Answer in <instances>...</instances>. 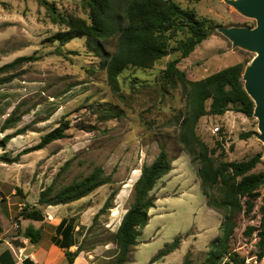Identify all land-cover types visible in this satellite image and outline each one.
I'll return each mask as SVG.
<instances>
[{"label": "rangeland", "instance_id": "rangeland-1", "mask_svg": "<svg viewBox=\"0 0 264 264\" xmlns=\"http://www.w3.org/2000/svg\"><path fill=\"white\" fill-rule=\"evenodd\" d=\"M173 1L185 10H193L198 18L207 22L211 32L209 39L178 65L189 79L202 80L238 63L246 67L252 61L254 53L234 48L218 29L254 28L255 20L240 15L225 0ZM44 2L54 5L63 15L89 18L83 0H0V68L21 57L37 59L14 72L16 79L13 82L0 86V131L13 112L18 110L17 116L21 119L13 129L0 133V141L6 135L27 129L23 135L9 141L5 148L7 157L13 159L24 150L37 146L61 121H69L70 129L66 139L23 156L22 166L8 171L18 177L16 184L22 187L45 189L53 185L55 191L88 176L97 167L110 175L112 186L98 189L76 206V212L85 213L82 219L84 227L89 229L111 189L119 192L114 209L102 216L85 238L77 237L82 247L92 252L112 240V234L133 202V188L143 166L151 165L160 146H164L173 161L172 166L177 165L179 170L173 172L175 175L170 176L171 172L161 179L152 192L155 197L170 196L161 197L166 199L162 204L171 213L161 218L163 232L159 241L169 243L181 237L186 253L193 238L187 240L185 234L198 236L197 249L188 261L189 264L202 263L211 241L221 236L224 217L217 212L218 215L207 212V200L198 185V166L181 158L188 156L179 141L181 123L188 113L183 90L179 86L165 91L162 81L158 80L167 64L178 59L180 53L162 59L151 70L126 69L119 77L120 93L115 94L108 84L106 71L101 68L102 58L90 49L86 38H76L64 46L51 41V37L65 27L51 20ZM116 41H102L108 53H114ZM2 77L4 75H0ZM215 128H219L218 133H214ZM196 133L210 150H216L214 157L217 160L243 162L261 155L262 162L253 173L264 172V144L257 137L260 132L256 118L236 112L223 117L206 116L199 121ZM246 134L250 137L243 139L242 135ZM67 162L71 164L62 172ZM172 181L180 184L182 181V184L163 190ZM13 189L14 186L0 190V204ZM261 193L264 195V190ZM257 209L250 217L239 216L232 241V252L244 258L246 264H262L260 260L255 263L257 240L243 236L248 224H259ZM196 228L202 233L197 235ZM110 247L108 255L112 256L116 248ZM93 255H98L96 261L99 262L101 252L98 250Z\"/></svg>", "mask_w": 264, "mask_h": 264}, {"label": "trees", "instance_id": "trees-1", "mask_svg": "<svg viewBox=\"0 0 264 264\" xmlns=\"http://www.w3.org/2000/svg\"><path fill=\"white\" fill-rule=\"evenodd\" d=\"M199 2L200 0H195ZM89 11V18L82 19L73 15L58 13L48 2L51 20L65 27L51 37L52 42L61 46L76 38H86L90 49L102 58L101 68L107 73V80L115 94L120 93L119 77L128 68L151 70L162 59L180 53V57L170 61L161 72L163 90L182 88L188 104V113L181 123L180 144L197 165V178L200 189L207 200V207L224 217L220 227L221 236L212 240L205 259L200 264H246L244 258L232 252V241L238 228L240 215L250 217L256 208L259 213L257 226L248 224L243 236L256 239L258 255L256 262L264 258V172L253 173L261 161L257 155L248 161L223 162L215 158L216 150L209 147L197 136L196 127L206 116L223 117L229 112H236L252 118L254 103L244 89L242 76L245 65L238 63L214 73L202 80H191L178 67L182 59L188 58L196 48L208 40L211 32L207 22L198 18L193 10H185L173 0H83ZM179 36L182 38L179 39ZM117 39L114 53H108L102 41ZM37 61L34 56L21 57L0 68V86L9 84L16 79V72L21 66ZM17 111L3 123L0 133L4 134L14 128L21 120ZM111 118L114 116L109 114ZM119 116V115H118ZM70 129L69 121H61L57 128L44 135L40 143L26 149L13 159L4 154L0 162L17 164L22 156L41 151L54 142L67 138ZM27 129L6 135L0 141V149H5L8 142L23 135ZM250 134L242 135L243 139ZM164 146H160L159 154L149 166H143L141 175L133 188V202L127 209L112 240L107 241L115 246V257L108 264H126L132 248L136 246L141 231L150 221L149 212L155 207L157 198L152 195L157 183L173 170ZM71 162H67L62 172L68 170ZM113 180L101 167L94 168L86 177L65 187L54 190L51 185L39 196L38 205L42 207L69 205L92 195L98 189L110 185ZM119 192L111 189V193L103 207L93 218V225L114 209ZM21 216H24L22 213ZM73 220V219H72ZM63 221L58 227L62 242L56 243L66 250L69 264H73L76 256L82 252V244L75 253L69 250L75 246L73 238V221ZM92 225V227H93ZM90 227L87 233L91 230ZM24 236L32 243L39 242V231L29 227ZM181 237H176L152 260L153 264L179 249ZM186 255L184 264H189ZM259 262V261H258Z\"/></svg>", "mask_w": 264, "mask_h": 264}, {"label": "crops", "instance_id": "crops-1", "mask_svg": "<svg viewBox=\"0 0 264 264\" xmlns=\"http://www.w3.org/2000/svg\"><path fill=\"white\" fill-rule=\"evenodd\" d=\"M0 150H2L0 157L8 152L6 149ZM22 157L17 164L7 165L0 162V190L14 186L11 195L6 197L0 204V264H69L66 250L56 243V239L62 242V236L58 234V227L63 221L73 219V238L76 244L69 251L75 253L82 244V242H78L77 237L85 238L88 230V228L86 229L84 227L86 225L82 219L85 213L81 214V212H76V206L88 200L91 195L69 205L39 206V196L44 189L35 186L22 187L16 184L18 177L8 171L22 166L24 162ZM181 158L184 161L188 160L191 165L187 155H182ZM184 161L182 163H185ZM172 168V175L170 176L175 175L176 173L173 172L179 170L175 164ZM180 182L182 184V181ZM181 184L178 181H172L166 184L163 190H166L172 185L179 187ZM198 185L200 186V183ZM21 190H23V194ZM161 197L170 196H156L157 201L155 207L149 212L150 221L141 231L137 239V244L132 248L126 264H150L152 258L163 250L167 244L172 243L159 241L163 232L162 227H160V223L163 222L161 218L171 213L162 204L166 199ZM205 204H207V201H205ZM206 208L208 210L207 212L218 215L215 211L210 210L207 205ZM22 213H24V216H21ZM206 216L209 217L210 215L206 214ZM29 227L39 231L41 235L39 242L34 244L24 236V232ZM198 233H202V231L197 229V235H199ZM187 234H185V239L189 240L192 237L193 243L186 250V253L183 252V242L181 240L178 250L153 264H184L186 255L193 253L197 249L195 243L198 236H186ZM110 245L113 244L106 242L101 249H98L101 252L99 262L96 261L98 255H93L98 250L88 252L82 247V252L76 256L73 264H103L104 261L108 264L115 257V253L112 256L108 255L111 248Z\"/></svg>", "mask_w": 264, "mask_h": 264}, {"label": "water", "instance_id": "water-1", "mask_svg": "<svg viewBox=\"0 0 264 264\" xmlns=\"http://www.w3.org/2000/svg\"><path fill=\"white\" fill-rule=\"evenodd\" d=\"M240 15L255 20L254 28H219L234 48L254 53L242 76L244 89L253 101V117L258 121V139L264 144V0H225ZM264 264V258L262 261Z\"/></svg>", "mask_w": 264, "mask_h": 264}, {"label": "built area", "instance_id": "built-area-1", "mask_svg": "<svg viewBox=\"0 0 264 264\" xmlns=\"http://www.w3.org/2000/svg\"><path fill=\"white\" fill-rule=\"evenodd\" d=\"M218 132H219V128H215L214 133H218ZM0 202H1V197H0Z\"/></svg>", "mask_w": 264, "mask_h": 264}]
</instances>
